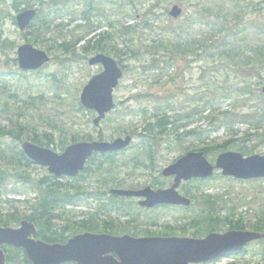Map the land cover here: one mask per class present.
<instances>
[{"label":"rangeland","instance_id":"obj_1","mask_svg":"<svg viewBox=\"0 0 264 264\" xmlns=\"http://www.w3.org/2000/svg\"><path fill=\"white\" fill-rule=\"evenodd\" d=\"M52 1L56 2L58 0ZM69 1L72 2V7L61 8L59 4L53 6L58 11L55 14L53 24L68 23L63 29V34H65L64 43L66 45H70L72 35L73 38L76 35L84 36L83 30L85 29V21L80 17L85 4L78 2V0ZM91 1H94L93 10L89 16L90 23H87V26L89 28L94 26L96 30L95 35L91 36L89 32L85 38V41L86 39L87 41L89 39L92 40L90 42L91 46L94 45V37L98 39L99 34L110 33L115 35L120 33L123 24L131 26L130 34L127 37L131 39V43L146 45V47L138 49L139 52L142 51L138 55L139 59L130 58V55L136 54V52L131 47L124 45L122 35L116 37L117 43L114 44L113 49L116 52L123 53V64L126 66L118 86L114 89L116 107L101 121L99 128L94 127L92 118L95 114L90 115L88 110L78 109L73 104L78 100L79 90H81L82 85L89 77L98 73L101 70V66L89 65L86 60L80 58L65 59L66 55L53 51L49 52L52 60L40 69L42 70L41 72H28L26 73V78H21L20 75L23 76L24 73L18 69L13 61V57L16 56V47L13 50H7L6 54L0 53L1 126H8L9 120H7V117L12 116L13 119L15 118V113L11 109L3 110L4 101L6 100L9 104H12L15 100L16 102L14 103L17 104L27 102L31 104L28 107L30 108L29 112L33 115L32 120L38 130H47L49 133L51 131L56 132L61 125L69 126L71 122L76 120L79 130L82 128V130L91 133L94 137L98 136L99 133L105 138L118 137V135L123 137L129 133L132 136V142L137 145L140 139L132 131L140 132L145 118L150 117L156 110H159V106L165 107L168 103H171L174 108L169 110L184 107L188 111L193 107L189 102H197L195 98L201 96L202 99L198 100L200 104L206 99L209 101H212L213 98L215 99L212 101L213 107H207L204 112V115H209L211 112L213 114L210 119L211 128L215 126L217 115L218 118H227L226 122H229L232 117L235 118L231 127H228V125L215 127L206 140L208 144H220L234 138L240 140L247 132L258 133V135L246 140L243 145L250 148L255 145V153L264 154V121L260 125L253 127L249 121L240 119L242 114L247 112L259 113L264 108V100L258 98L257 93L259 91L255 87L257 83L261 87L264 81H261L257 75H253L247 79L249 90L247 94L232 91L230 95L224 96L223 93H227L237 81L233 76V63L228 58L221 54L212 53L210 49L199 50V55L196 56L191 54L184 56V53L179 56L177 53L180 50L174 48V45L179 40H185L198 46L205 39L215 41L219 38L220 32L213 31L212 24L209 23L213 19V16H211L213 13L209 14L205 8L210 6L209 3L220 0H186L185 4L181 5L182 14L177 18H172L167 12L165 13L164 5L166 3L162 0L154 3L151 0H133V3L128 0H103L98 6L95 3L97 0ZM222 1L225 2L223 3V6H225L229 0ZM45 2H48V0H45ZM151 3L155 5L149 8ZM13 4L12 0H7L5 8L15 16L18 12L11 6ZM27 5H33L30 7L36 9L39 7L35 0H25L20 8H24ZM170 6L168 5L167 11ZM45 7L47 8L46 5L42 6V8ZM95 7H98L101 13L98 16L96 15L97 10ZM213 7V11L216 12L217 7L215 5ZM71 11L74 12V15L76 14V20L72 22L70 21L72 18ZM237 13L241 17L240 20L233 19V21L242 22L238 26L241 29L244 28V32L241 34L243 38L240 43L243 45L253 44L257 41L255 34L260 36L259 33L263 32L260 30L262 28L259 29V27L264 21V0H241L240 9H237ZM110 22L114 25L113 27L109 25ZM31 24L33 25L34 23ZM245 24L246 27H243ZM30 27L33 28L32 26ZM1 28L4 36L15 40L17 45L25 43L26 38L31 37V33L28 32L29 28L20 30L16 20L11 17L5 19ZM49 36L50 33H47L46 38ZM59 41L61 42V40ZM45 42L41 38L37 40L36 44L29 43L47 51ZM160 42L168 44L167 49L163 47L164 44L158 45ZM83 44V40L76 42V53L81 51ZM170 53L175 56L173 61L168 59ZM153 57L159 58L156 63H153ZM5 70L13 73L9 75ZM2 72L6 73V77L2 75ZM54 74L59 77L58 82L53 79L52 76ZM3 83H6L5 87ZM205 88L208 89L206 94H204ZM192 97H194L193 100ZM125 110L128 111L127 114L124 113ZM220 114L225 116H220ZM46 115L49 117L46 121L50 124L43 120ZM18 117L21 119L24 116L20 114ZM88 119L90 120L88 121ZM208 124L209 121L197 119L191 121L188 128L204 129ZM14 126L16 128V122H14ZM233 130H236L237 133L235 134ZM58 134L55 133L53 136L54 141L57 143L59 141ZM172 139L173 137L169 140L173 145L171 150L165 148L168 141L165 137L158 140L160 148L157 153H155L157 150L154 151L152 160L154 169H140L126 184L133 187H155L157 184L169 186L172 180L170 177L163 176L161 170L183 155L185 147L190 148L188 151L193 148L203 147L202 142L197 140H185L180 145V143H176ZM1 142L9 143L8 149L15 146L14 143L5 137H0ZM234 143L235 145L240 144L241 141ZM229 145L231 146V144ZM55 151L59 152L60 150L56 149ZM216 156L211 155L208 158L209 161L213 163ZM28 170L32 177L35 178L49 174L46 168L38 165ZM93 180L95 181V179ZM194 183L196 187L199 186L201 189H205L207 193H211L223 207L230 210L233 209L236 216L239 212L247 216L264 204V180L235 181L222 177L218 171L212 179L194 181ZM35 184V181L26 183L13 177L5 179V184L1 187V191L11 201H0V210L3 213L18 211L24 215L29 214L31 210L25 200L26 198H33L36 194ZM84 185L87 186V182ZM186 186H189V184H186ZM217 195H221L222 198ZM67 208L75 210L76 213L80 210L87 211V201L85 200L77 207ZM246 210H248V213ZM136 214L143 217L145 213L138 212ZM152 214L157 217L158 226L163 229L166 225L178 226V224H181L179 217L184 215L182 209L174 208L158 210ZM112 215L115 217L114 221L117 218L120 221V223L115 224L116 228L120 226L127 227V224H129L127 221L132 222V215L122 216L116 213H112ZM77 218L80 219L82 216ZM263 251L264 240L259 241V243L253 242L247 247L246 253L233 256L231 260L226 262L234 264H264Z\"/></svg>","mask_w":264,"mask_h":264},{"label":"trees","instance_id":"obj_2","mask_svg":"<svg viewBox=\"0 0 264 264\" xmlns=\"http://www.w3.org/2000/svg\"><path fill=\"white\" fill-rule=\"evenodd\" d=\"M14 2L11 5L16 12L20 11L23 8H20L22 4H24L25 0H12ZM130 3H133V0H128ZM138 1V0H137ZM161 1V0H151L152 3ZM165 1L164 11L167 12L168 5L185 4L186 0H162ZM0 53L6 54L7 50H13L17 46L15 40L10 39L3 34V30L1 28L2 23L5 21L7 17H11L15 19V16L11 14L10 11L6 10L5 3L7 0H0ZM35 2L39 5L37 16L33 25L30 24L33 28L28 26V32L31 33V37L26 38V42H31L36 44L38 39L45 40V48L48 52H60L65 56V59H82L84 60V54L86 52L87 47V55L90 53H98L102 52L105 54H109L118 59L120 63H123V53L116 52L114 48V44H116V37L118 35L123 36V43L126 47H131L136 54H131L130 58L139 59L140 53L138 49L141 47H146L145 44L136 45L135 43H131V39L127 38L129 36V30L131 28L130 25L123 24L121 27L120 33H116L115 35L107 33V34H99L98 39L94 37V45L91 46L89 39L85 41L87 34L90 32L95 35L96 27H88L87 23H90V15L93 10L94 1L91 0H78V2H82L85 4L82 12L80 13V17L85 21V29L83 30V35H76L70 42V45H66L65 42V34H63V29L68 23H54L55 14L58 12L54 9V5L59 4L61 8L72 7V2L69 0H58L52 1L48 0H35ZM103 0H97L95 3L100 4ZM149 8H152L155 4H152ZM222 0L214 3H209L210 6H207V12L209 14L213 13V19L209 21L212 27V30L215 32H220L219 38L215 41L205 39L202 43H199L198 46L188 42V41H178L174 48L176 50H180L177 54L181 56L184 53L186 55H199V50H208L210 49L212 53L224 55L229 59L234 66V77L237 79L234 86L230 88L227 93H223L224 96L230 95V92L236 93H244L247 94L248 90V78L251 76L257 75L261 81H264V21L260 25L259 29L263 31L259 33L260 36L255 34L257 39L253 44H241V39L243 36L241 35L244 32V28L241 29L237 23L233 21V19L240 20V16L237 13V9H240L241 0H229L228 4L223 6ZM43 5H46L47 8H42ZM213 5L217 8V11H213ZM31 7L33 5H30ZM27 5L24 8L30 7ZM97 10L96 15L101 14L99 12L98 7H95ZM53 10V11H52ZM69 11V10H68ZM72 18L71 22L76 20V14L71 11ZM54 15V17H53ZM58 16V15H57ZM37 24V25H36ZM109 25L113 27L114 25L110 22ZM80 27V26H78ZM246 27V24L243 26ZM50 33V36L46 38V34ZM96 38V39H95ZM61 40V42L59 41ZM84 41L82 49L79 53L75 52V45L77 41ZM166 43V40H165ZM160 42V44H164L163 47L167 49L168 44ZM71 54V55H70ZM75 56V57H73ZM153 63H156V57H153ZM169 60L175 59L174 54H169ZM8 60V59H6ZM13 61L16 63V58L13 57ZM150 65V64H149ZM7 66V65H6ZM5 72L11 75L12 71ZM23 72V76L20 75L21 78H26V71ZM6 73L2 72V75L6 77ZM53 79L58 82V78L55 74L52 76ZM3 86H6V83H3ZM256 89L259 90V83L256 84ZM208 92V89L205 88L204 94ZM258 98L264 100V95L261 93H257ZM195 97V96H194ZM192 97V100L194 99ZM197 102H189L192 104V108L188 111L184 107L178 109L174 108L173 104L168 103L165 107L159 106L153 115L145 118V122L143 124L142 129L140 130V134L136 131V135L140 138V144L143 146V151H138V146H135L137 151H131V153L127 155L125 152H122L120 157H116L117 154L107 153V154H94L88 162H86V166L79 173L78 176L74 178H66L62 177V180L56 178L51 174H47L42 177H32L30 171L28 169L35 168V164L29 160L23 153L20 148V143L23 140H29L37 145L45 146L52 148L53 150L62 151L65 146L70 143L77 141H89L95 139L92 135L91 137H87V132L85 130H80L77 128L78 123L76 120L70 123L69 126L61 125L58 130L51 131L49 133L47 130H38L35 126V122L32 120L33 115L29 112L30 108H28L31 104L29 102L17 104L14 103L9 104L6 100L3 104V110H12L15 113V118L7 117L9 120L8 126L0 125V137H5L9 139L12 143H14V147L8 149L10 146L9 143H0V201L4 200L6 202H10L11 200L3 195L1 191V187L5 184V179L9 177L21 179L26 183L36 182L35 190L36 194L33 198H26L25 203L28 205L31 212L29 214H22V212L12 211L3 213L0 210V226H17L22 219H27L34 222L36 226L35 237L38 239H42L43 241L49 243H64L68 240L72 235L83 232V231H91V232H99L100 230H105V232L109 233H117L114 218L112 217V212L104 211L100 214L91 213L90 216L87 217V212L82 211L80 215H78L74 210H69L67 208L68 205H79L84 199H87V191L96 189L97 186L94 185V180L92 175H99V181L103 183L102 187L110 188V187H125V181L127 178H121L122 175H132L136 168L139 165H146V159H152L155 150V153L158 152L160 146L158 140L163 139L165 137L167 141V145H165L166 149L171 150L173 145L169 142L170 138L173 137L176 143H180V145L185 140H197L202 142L203 147L201 148H193L191 150H201L204 152V155L209 158L211 155L215 156L217 153L235 149L243 155H249L255 152V145L253 147L244 146V142L246 140L251 139L253 136L258 135V133H246L244 137L240 138V140L229 139L220 144H208L206 140L209 138V134L215 127H221L223 125H228L231 127L234 124L235 118H231L229 122H226L224 118H217L215 120V126L211 128L210 119L213 117L212 112L209 115H204V111L207 107H213V100L209 101L206 99L203 103H199L198 100L202 99V97L195 98ZM73 106H76L78 109L85 110L77 100ZM173 106V107H172ZM167 108V109H165ZM127 110L124 111L127 114ZM22 114L24 117L19 119L18 115ZM220 116H225L220 114ZM41 118V115H40ZM49 118L47 115L43 118ZM229 118V117H228ZM197 119H204L209 121V124L204 129L199 128H188V125L191 121ZM243 121H249L252 126H258L264 121V108L259 113L256 112H247L242 114L240 117ZM52 121V119L50 118ZM14 122H16V128L14 126ZM18 122V123H17ZM47 124H50L47 122ZM76 125V126H75ZM51 127V126H49ZM64 127V129H63ZM62 132V133H61ZM236 134L237 131L233 130ZM58 134V143L54 141V134ZM264 136V134H263ZM99 139H106L99 137ZM171 140V141H172ZM241 141L240 144H236L234 142ZM231 144V146L229 145ZM243 145V146H242ZM148 146V150L145 148ZM185 151H188L190 148L185 147ZM140 153V154H139ZM141 155L145 156L144 160H141ZM96 157H99L95 159ZM151 161V160H150ZM149 161V162H150ZM150 166V165H149ZM29 171V172H28ZM123 171V173H121ZM264 180V179H263ZM87 182V186L84 183ZM189 186L188 188H190ZM188 188H184L187 192ZM197 188V187H196ZM88 189V190H87ZM99 189V188H98ZM190 197L191 194H188ZM120 209V207H118ZM121 210V209H120ZM248 213V210H246ZM104 215L106 217L102 218ZM124 215V211L121 210L118 212V215ZM78 216H82V218H77ZM241 218H237L235 223L227 224L221 221V229L222 226H226L228 229H250L254 231L264 232V204L256 209L255 212L248 214L247 216L243 213L240 215ZM100 219V220H99ZM216 230L217 229H211ZM6 253V264H32L31 261L27 258L22 248H16L12 246H2ZM264 258V251H263ZM65 264H75V263H65ZM232 264V263H229Z\"/></svg>","mask_w":264,"mask_h":264},{"label":"water","instance_id":"obj_3","mask_svg":"<svg viewBox=\"0 0 264 264\" xmlns=\"http://www.w3.org/2000/svg\"><path fill=\"white\" fill-rule=\"evenodd\" d=\"M181 7L172 5L169 15L176 18ZM35 8L19 12L15 19L23 30L36 16ZM18 65L24 70H35L50 60V56L32 44L24 43L16 50ZM90 65L101 64L102 71L93 75L82 87L79 100L83 107L97 113L93 124L99 126L110 110L114 108L113 89L122 76L117 61L104 54L89 58ZM264 93V84L261 87ZM131 137H118L112 141H82L68 145L57 153L30 141H23L24 154L40 166L47 167L55 176H76L85 161L94 151H116L129 145ZM221 169L222 175L237 179L264 177V155L242 156L238 152L220 153L211 164L203 152H187L162 170L164 176L174 175L173 183L166 189H152L147 186L140 191L112 189L111 192L124 196H144L142 205L157 203L188 205L190 200L177 191L181 180L210 177L214 169ZM35 225L22 220L18 227L0 226V264H6V255L1 245L7 244L24 249L32 264H189L223 257L240 251L247 243L264 237V234L249 230L210 233L204 238L187 237H132L114 236L104 233L82 232L73 235L65 243H48L35 239Z\"/></svg>","mask_w":264,"mask_h":264},{"label":"flooded vegetation","instance_id":"obj_4","mask_svg":"<svg viewBox=\"0 0 264 264\" xmlns=\"http://www.w3.org/2000/svg\"><path fill=\"white\" fill-rule=\"evenodd\" d=\"M85 60L87 63V47L85 52ZM89 128V126H87ZM89 136V135H88ZM166 187L165 185H158L156 188ZM143 187L129 188L134 191H139ZM197 192L198 190H193ZM201 192V191H200ZM181 193V192H180ZM199 197V198H198ZM145 200L144 196H119L110 193V190L96 189L92 194H89L87 199V217L91 212H103L110 209L116 210L118 207L123 208L124 211H130L132 214V222L127 221V227L120 226L116 228L117 233L105 232L100 230L97 233H109L113 235L128 234L133 237H195L204 238L210 233H219L226 231L227 228L222 226L223 223H235V217L232 213H227L226 208L218 205V201L214 196L198 194L194 203L189 205H174L157 203L152 206L142 205L141 201ZM182 209L183 210V223L181 226L166 225L163 228L158 226L157 217L152 213L163 209ZM135 212V215H134ZM145 213L143 217L136 213ZM136 220V221H135ZM135 221V222H134ZM116 223H120L118 220ZM132 223V224H131ZM130 225V226H129ZM142 225V226H139ZM217 229L211 230V229ZM158 229V230H151ZM178 230V231H177ZM217 257L210 258L201 262H190L189 264H218Z\"/></svg>","mask_w":264,"mask_h":264}]
</instances>
